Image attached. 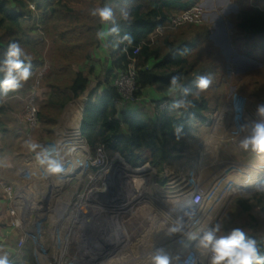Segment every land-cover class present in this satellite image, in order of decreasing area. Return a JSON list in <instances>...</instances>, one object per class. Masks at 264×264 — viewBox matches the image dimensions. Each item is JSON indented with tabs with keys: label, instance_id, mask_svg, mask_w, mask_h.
<instances>
[{
	"label": "trees",
	"instance_id": "16d2710c",
	"mask_svg": "<svg viewBox=\"0 0 264 264\" xmlns=\"http://www.w3.org/2000/svg\"><path fill=\"white\" fill-rule=\"evenodd\" d=\"M200 1L0 0V60L4 58L7 45L17 41L31 57L33 72L20 89L0 96V113L13 110L16 99L28 97L40 73L47 69L39 79L47 97L38 111V141L43 145L55 138L54 130L65 107L89 90V75H93L94 69L85 73L80 67L91 61L92 50L100 46L95 34L104 27L99 18L93 17L90 12L98 8V4L102 7L108 3L113 8L120 31L109 36L112 66L105 75V81L98 87L99 90L105 86L103 93L98 94L96 90L89 96L81 135L93 156L100 147H104L106 153L119 155L131 168L147 164L156 169L164 168L176 158L175 150L169 147L177 141L174 128L183 125L182 135L195 133L198 125L206 123L205 113L212 112L211 106L218 102L216 92L224 85L222 76L227 64L212 42V32L207 25L165 30L154 39L156 31L170 18L198 5ZM232 1L239 8L238 14L231 18L237 30L233 45L238 53L242 52L241 55L259 60L264 56V2L252 5L249 0ZM31 5L34 6L33 11ZM123 12L128 13V20L122 19ZM125 34L133 37L131 46L123 41ZM191 35L194 38L188 39ZM137 49L139 53L134 56ZM130 59L136 60L137 95L140 97L148 88L167 93L172 77L182 74L179 96L163 100L169 107L158 114L157 122L140 110L120 112L118 108L121 97L113 82L118 73L127 70ZM151 60H157L158 64L147 68ZM201 75H208L213 81L203 91H199L196 84ZM0 79H3L2 73ZM184 89L191 90L187 96ZM198 91V96H194L193 93ZM181 99L191 100L194 106L187 110L170 107L173 101ZM5 100H12V103ZM124 128L128 133L124 132ZM226 216L220 234L241 228L248 237L260 243L261 254L264 255V192L238 197ZM235 220L238 224L232 226L231 221Z\"/></svg>",
	"mask_w": 264,
	"mask_h": 264
},
{
	"label": "rangeland",
	"instance_id": "374dc122",
	"mask_svg": "<svg viewBox=\"0 0 264 264\" xmlns=\"http://www.w3.org/2000/svg\"><path fill=\"white\" fill-rule=\"evenodd\" d=\"M204 1L201 0L198 6H201L206 13L202 6ZM249 1L252 5L259 1L264 2V0ZM231 2L235 4L232 0ZM30 8L34 10L33 5ZM232 15L229 21L233 23ZM102 43L105 44L104 41ZM98 48L92 50L91 61L82 66L85 73L94 69L92 76L95 79H92L89 90L93 89L95 81H105L106 73H103L111 58V51L106 45L104 46V60L101 62L100 54L99 57L95 56ZM234 49L239 52L236 47ZM243 51L247 52L244 48ZM235 56L236 54H232L229 57ZM257 61L256 65L251 64L248 73L240 75H238L236 65L230 61V68L225 67L226 72L222 76L224 85L216 92L218 102L211 106L212 112L205 113L206 123L198 125L197 131L191 133L190 136L181 134L179 140L170 144V150H175L176 158L169 165L161 169L150 165L143 166L148 173V175L146 172L143 173L145 185H150L147 189L152 187L150 191L154 193L153 187L158 188L157 185H161L159 190H165V197L175 199V202L168 200L163 204L164 195L155 197L154 193L153 199L150 200L151 207L158 211L154 214L147 211L142 212L144 205L141 202L145 200V196H149V193L146 190V195L143 188L132 183L134 176L129 178L131 180L129 183L120 186L115 176L109 179V177L101 178L98 175V170L93 163L100 159L105 162L109 161L108 166L115 165L117 161H121L116 160V155L96 153V156H93L89 146L81 142L79 135L75 131L64 132L61 123L57 128V139L49 144L48 150L53 154L58 152L63 158L65 172L60 176L66 178H60L61 180L58 181L57 178L51 176L48 177L51 180L45 179L41 190V193H44L43 198H39L41 207H35L40 210L39 212L36 213L32 208L33 201L24 192L25 190L15 191L10 182L6 183L8 186L4 185L5 181L0 178V224L5 225L12 221L14 226L18 224L20 225L18 229H22L20 234L10 233L11 238L6 241V244L9 243L15 251L9 261H13L14 264H146L139 262V259L136 260L139 257L136 247L131 243L142 233L141 229L147 226V228L151 227L149 231H152L155 222L161 220L162 215H167L165 222L171 225H174L178 218L183 217L185 225L183 232L187 234V243L176 245L180 247L181 252L178 253V251L177 255L181 264L190 255L196 257L200 264L201 257L196 250V242L189 241L188 236L202 234L204 230L218 222L223 225L234 200L238 197L245 198L253 193H261L256 188L259 182L264 181V157L250 151L245 152L238 147L239 139L246 135V132L240 131L241 125L257 120V105L264 103V56ZM98 65L101 66L99 75L95 71ZM44 71L46 72L47 69ZM44 71L40 73L33 86L34 90L32 89L28 97L16 99V102L13 100L15 102L13 109L16 112H23L20 115L23 116L24 122H26L24 114L30 99L39 111L41 103L47 97V91L41 89L39 80L44 76ZM21 99L24 101H20ZM6 102L12 103V100ZM141 102L127 103V105L130 107L139 105ZM153 107L156 108L155 105ZM214 108L215 111H213ZM141 111L149 116L145 109L141 108ZM37 131L34 137L27 136V132L24 139L34 140L35 138L36 140ZM233 132L236 135H232ZM77 137L78 143L75 142L73 148H70L68 144L75 141ZM19 147L20 152L26 156L22 157L24 163L25 158L26 160L28 157L34 159L25 147V142L22 141ZM121 162L124 164L123 161ZM22 167L23 163L20 169ZM0 171L1 174L4 172L6 176L9 175V171L1 169ZM116 174H118L117 170ZM10 176L12 183L15 182L12 175ZM162 178L166 179L165 184H161ZM18 184L22 186L24 182ZM36 184L40 183L36 182ZM197 190L204 192L202 208L194 210L198 222L189 221L182 213L185 205H189L190 194ZM8 191L11 192L10 195ZM187 209H189L187 211H192V208ZM23 223L25 229L22 227ZM231 223L232 226H236L238 221H231ZM35 224L39 226L34 228ZM121 228L126 234L122 238L126 240L122 242L123 245H120L121 239L116 240L115 238ZM34 235L37 237L36 240ZM32 238H34L35 245H26L25 243ZM18 242L21 243L20 246ZM3 246L4 244L0 242V254L7 251L2 248ZM170 248L173 251L175 246ZM150 249L153 251L154 247ZM26 251L30 252L31 256ZM203 264H207L206 257Z\"/></svg>",
	"mask_w": 264,
	"mask_h": 264
},
{
	"label": "crops",
	"instance_id": "0c3cea01",
	"mask_svg": "<svg viewBox=\"0 0 264 264\" xmlns=\"http://www.w3.org/2000/svg\"><path fill=\"white\" fill-rule=\"evenodd\" d=\"M202 6L204 7V9L206 11L205 17H204V19H205L204 25H207L208 27H210V30L212 32L211 40L214 43V45L217 48H219L221 54L223 55V57L226 61V64H227L226 67L230 68L231 65H229V62L231 61L234 65H236L237 71L239 72L238 75L248 73L250 71L251 64L256 65V64H258V61L255 59L246 57L244 55H240L234 49L232 36L236 35L237 30L235 28L234 23L229 21V17L232 14L233 15L238 14V12H239L238 6L236 4H233L231 2V0H205L202 3ZM230 9H232V11ZM104 27H105V30H107V27L106 26H104ZM187 38L193 39L194 36L191 35L190 37H187ZM108 39H109V37H107V39L104 40V42L107 46H108ZM105 44H103L102 41L100 40L101 46H99V48L95 51V53H96L95 56L99 57V54H100L99 58H100L101 62H103V60H104V53H105L104 46L106 47ZM232 54H234V55L236 54V56L230 58L229 56ZM156 64H158L157 60H151L149 62V65L147 66V68H152ZM111 66H112V60L110 58L108 60L107 69L103 74H105V73L107 74V72L111 69ZM80 68H81V70L84 69L83 67H80ZM100 70H101V66L98 65L95 69V71L97 72L98 75L101 72ZM92 79H95V78L91 75L90 81H92ZM102 82H104V81H102ZM102 82L101 81H95V83H94L95 85H94L93 89L88 90L83 96H81L77 99H74L73 101H71L66 106V108L64 109V111H63V113H62V115L58 121V124L54 130V132H55V138L54 139L55 140L57 139V128L60 127V125L62 123V129L64 132H71V131L74 132L75 131V133H77L79 135L80 140H82L81 142H85L87 144L86 140L81 135V128H82L84 112H85V108H86V105L88 103L90 94L96 90H97L98 94H102L103 91L105 90V86H102V88H99V90H98V87ZM179 91H180V89L177 90L176 92L172 93V94H169L168 92L163 94V93H159L154 88H148L143 92V95L141 96L142 102L139 105L136 104L134 106L129 107L127 104L120 102L118 105V108H119L120 112H123V111L138 112L139 110L141 111V108L145 109V111L148 113L149 117L154 122H157L159 113L156 110V108L153 107V105L158 104L159 102H163V100H165V98H170L171 100L176 99L179 96ZM5 101H7V100H5ZM20 101H24V100L21 99ZM156 102H158V103H156ZM22 113L23 112H20V111L16 112L14 109L13 110L9 109L6 112V114L0 113V169L2 171H9L8 176H6V174H4V172H2V174H1V171H0V178H2L3 181H5L4 185H7L10 182L11 186L13 187V189L15 191L25 190L24 192L26 194H28L33 201L32 202V205H33L32 208H34V211L37 213L40 210L35 208V207L36 206L41 207V202H40L39 198L40 197L43 198V194H44V193L43 194L41 193V190L44 187V185L42 183L46 181L45 179L51 180L50 178L48 179V177H51V176H46L44 174L43 168L41 166H39L35 162L34 159H31L30 157H28V159L26 160V158H25L24 159L26 161L25 163L22 160V157H26V156L20 152L19 146L22 144V141L23 142L27 141L24 139V136L27 135V132H28L27 136H29V137L30 136L34 137V134H35V132H33V134L30 132L28 123L23 121V116L21 117V115H20ZM119 118L121 119L120 115H119ZM124 132L128 133V131L125 128H124ZM36 134H38V136H39V131H37ZM54 139L48 140L45 143H43L44 148L48 149L49 144L53 143L52 141H54ZM29 140H33V139H29ZM76 140H78V137L75 139V141H72V143L68 144V145H70V148H73L75 142H77ZM33 141L41 144V142L38 141V138H36V140L34 138ZM87 146H88V144H87ZM30 154L32 156H34L33 153H30ZM172 161L173 160H170V163ZM21 163H23L22 169H20ZM173 164H174V162H173ZM167 165H169V164H166L165 166H167ZM37 171H39V173H37ZM138 171H142V169L138 170ZM10 175H12V178H14L13 180H15V182L12 183ZM147 175H148V173H147ZM114 176H115L114 178L120 183V186L122 184H126L127 182L129 183V181H131V180H129V178H132L134 176V181H132V183L138 185L140 188H143L145 191L146 190L148 191L149 196H147V197L145 196V200L143 199L144 201L141 202L144 205V208L142 209L143 213L146 211L149 212L150 214H154V213L158 212V211L154 210V207H151L150 200L153 199L154 193H155V197H157L161 194L164 195V196L162 195L163 196V204H165L166 201L168 202V200H169V202H175V199H170V198L168 199L165 197V190L164 189H162L161 191L159 190V188H161L160 187L161 185L160 186L157 185L158 188L153 187L154 193H152L150 191V190H152L151 189L152 187L147 189V185H145L146 182L143 179L145 177V175H143V174L140 176L139 175L135 176L132 174L131 176L126 177L127 176L126 174H122V173L119 174L118 173V175L116 174ZM53 177L57 178L58 181L61 180L60 178H66V177H63L60 175L53 176ZM165 181H166V179L162 178L161 184H162V182H165ZM20 182H24V185L21 186L20 184H18ZM36 182H39L40 184H36ZM147 191H146V195H147ZM177 205L179 208L178 203H177ZM185 206L186 207L184 210L181 209L183 211L182 213L187 212V210H189L187 208H191L190 204L185 205ZM141 208H142V206H141ZM149 216L150 215H148V217ZM162 216L163 217L161 220L155 222V225H154V228L152 229V231H149L151 227H148L149 228L148 229L146 226L145 228H143L144 230L140 228L142 230V233L139 234V236L134 240V242L131 243V245L136 247V252H137V255L139 257L136 260L139 259V262H144L146 264L151 263V254H149V253H152V249H150L151 247L162 248V249H164V251L168 255H170L172 257H178L177 254L180 253L181 251L179 249L180 247H178L176 245H178V244L186 245V243H187L186 242L187 241L186 232H181V233H177L174 235H168L167 234L168 228L173 226V225L165 222V220H166L165 216H167V215H162ZM11 222L6 223L5 225H4V223L0 224V229H1L0 230V237L2 235V237L0 238V242H2L4 244V246L2 248L7 250L5 253H7L9 255V259L12 257L13 254H15V251L12 250L9 243L6 244V241L9 240L8 238H11L10 233H13V234L19 233L20 234L21 233L20 230H22V229H18ZM167 222H169V221H167ZM36 226H39V225L35 224L34 228ZM22 227L25 229L24 223H23ZM183 231H184V229H183ZM5 233H6V236H4ZM146 235H147V237H144ZM151 235L153 237H149ZM7 236H10V237H7ZM124 236H126V234H124L122 228L115 235L116 240L118 238L121 239L120 245L121 244L123 245L122 242H126L125 239L122 240V238ZM34 237L36 240L37 239L36 235H34ZM103 239H104V237H103ZM105 242H106V240H105ZM34 243H35L34 238H32V240L27 241L25 244L26 245L30 244V246H33ZM8 245H9V247H8ZM20 245H21V243L18 242V246H20ZM171 246H175V249L173 251H171V248H170ZM176 247H178V250H176ZM27 253H30V252H27ZM30 256H31V253H30Z\"/></svg>",
	"mask_w": 264,
	"mask_h": 264
},
{
	"label": "clouds",
	"instance_id": "9594fccd",
	"mask_svg": "<svg viewBox=\"0 0 264 264\" xmlns=\"http://www.w3.org/2000/svg\"><path fill=\"white\" fill-rule=\"evenodd\" d=\"M90 15L98 17L101 27L96 32V38L104 41L108 36L119 33L120 28L117 25L113 8L105 3L104 6L94 8ZM122 19L128 20L127 12L121 14ZM111 25V27H108ZM123 41L128 46L132 45L133 37L125 34ZM25 61H28L25 64ZM31 57L28 56L17 41H12L7 45L4 58L0 60V73L3 79H0V96H6L9 92L20 89L33 75L31 71ZM182 74L173 76L168 87V93L172 94L181 88ZM212 78L208 75H201L197 78L196 84L199 91L208 89L212 85ZM191 90L184 89V95L187 96ZM198 92L193 93L198 96ZM191 100H176L170 105L172 109H185L193 107ZM258 119L250 124L241 125L240 131L246 132L242 139H239L238 147L245 152H252L258 156L264 157V103L257 105ZM183 125L174 128L177 140L180 138ZM232 135H236L235 132ZM25 147L30 153L34 154L35 162L41 166L46 176H57L65 172L63 158L59 153L49 151L40 143L33 140L25 141ZM148 165V164H147ZM143 167V166H142ZM139 169V168H137ZM142 182V181H141ZM256 190L264 192V181L259 182ZM184 216L189 221H196V212L187 211ZM198 222V221H196ZM183 217L178 218L176 223L168 228L167 234L174 235L183 232ZM222 223L211 225L199 235H189V241H195V247L200 254V264H203L204 258H207V264H264V255L261 254L260 243L247 236L241 228H234L227 234H220ZM0 264H10L7 253L0 254ZM151 264H181L179 257L168 255L162 248H154L151 253ZM182 264H198L196 257L189 256Z\"/></svg>",
	"mask_w": 264,
	"mask_h": 264
},
{
	"label": "built area",
	"instance_id": "2783aa9c",
	"mask_svg": "<svg viewBox=\"0 0 264 264\" xmlns=\"http://www.w3.org/2000/svg\"><path fill=\"white\" fill-rule=\"evenodd\" d=\"M205 13L201 6H194L190 8L189 10L170 18L165 25L158 29L156 31L155 37L161 36L163 34V31L165 30H174L183 26L187 25H195V26H201L204 25L205 19H204ZM139 53V49H137L134 52V56H137ZM138 69L136 67V60L130 59V63L128 65V68L124 72H120L117 74V76L114 79L113 86L116 88L118 94L121 97V103L127 104V103H139L142 101V98L137 95L138 93ZM34 90V89H33ZM33 100L30 99L29 104L27 103V111L24 114L25 120L29 125L30 132H35L39 126V119H38V109L33 104ZM156 110L159 114L164 113L168 110V103L162 102L155 104ZM104 154L106 153L104 147H100L97 150V154ZM109 161L105 162L102 160H97L93 163V166L98 170V175L101 178L107 177L106 174L111 168L108 166ZM8 194L10 195L11 192L8 191ZM204 201V192L202 190L194 191L189 196V204L191 205L192 210H199L202 208ZM17 228L20 227V225H15ZM10 264H14V262H10Z\"/></svg>",
	"mask_w": 264,
	"mask_h": 264
},
{
	"label": "bare ground",
	"instance_id": "6f19581e",
	"mask_svg": "<svg viewBox=\"0 0 264 264\" xmlns=\"http://www.w3.org/2000/svg\"><path fill=\"white\" fill-rule=\"evenodd\" d=\"M116 164V167H118V169L116 168V170H117V172L119 173V174H126L127 176L126 177H128V176H131L132 174L133 175H142L144 172H146V170H142V171H136V172H134V171H131L126 165H124L121 161H117V163H115ZM147 173V172H146ZM118 175V174H117ZM150 184V183H149ZM150 186V185H149ZM148 185H147V187H149ZM189 200V199H188ZM189 202V201H188ZM190 207V206H189Z\"/></svg>",
	"mask_w": 264,
	"mask_h": 264
},
{
	"label": "water",
	"instance_id": "95a60500",
	"mask_svg": "<svg viewBox=\"0 0 264 264\" xmlns=\"http://www.w3.org/2000/svg\"><path fill=\"white\" fill-rule=\"evenodd\" d=\"M117 159H119V160H121V161H123L124 162V160L119 156V155H116V160ZM124 164L130 169V170H132V171H134V172H136V171H138V170H141V169H143V168H145V167H141L140 169H134V168H131L130 166H128L125 162H124ZM115 172H116V164L114 165V164H112V166H111V168L109 169V171L107 172V177H109V178H113L114 177V175H115Z\"/></svg>",
	"mask_w": 264,
	"mask_h": 264
}]
</instances>
